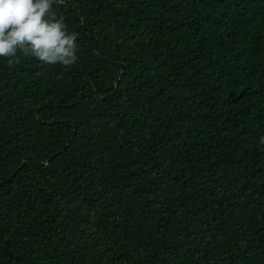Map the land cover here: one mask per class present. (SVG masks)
Wrapping results in <instances>:
<instances>
[{
  "label": "trees",
  "instance_id": "1",
  "mask_svg": "<svg viewBox=\"0 0 264 264\" xmlns=\"http://www.w3.org/2000/svg\"><path fill=\"white\" fill-rule=\"evenodd\" d=\"M52 10L76 64L0 57V264H264V0Z\"/></svg>",
  "mask_w": 264,
  "mask_h": 264
},
{
  "label": "clouds",
  "instance_id": "2",
  "mask_svg": "<svg viewBox=\"0 0 264 264\" xmlns=\"http://www.w3.org/2000/svg\"><path fill=\"white\" fill-rule=\"evenodd\" d=\"M53 3L64 0H0V57L9 64L20 54L49 65L70 67L78 62V34L57 19ZM259 143L264 144V136Z\"/></svg>",
  "mask_w": 264,
  "mask_h": 264
},
{
  "label": "water",
  "instance_id": "3",
  "mask_svg": "<svg viewBox=\"0 0 264 264\" xmlns=\"http://www.w3.org/2000/svg\"><path fill=\"white\" fill-rule=\"evenodd\" d=\"M121 67H122V71H121V73H120V75L124 72V69H125V65L124 64H122V63H118Z\"/></svg>",
  "mask_w": 264,
  "mask_h": 264
}]
</instances>
